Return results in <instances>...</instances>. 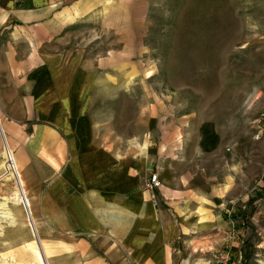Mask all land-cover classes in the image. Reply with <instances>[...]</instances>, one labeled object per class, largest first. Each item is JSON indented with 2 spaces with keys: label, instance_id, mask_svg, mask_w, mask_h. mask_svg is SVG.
<instances>
[{
  "label": "rangeland",
  "instance_id": "374dc122",
  "mask_svg": "<svg viewBox=\"0 0 264 264\" xmlns=\"http://www.w3.org/2000/svg\"><path fill=\"white\" fill-rule=\"evenodd\" d=\"M17 5L54 7L43 55L56 79L39 66L42 32H11L23 63L0 56V165L8 145L37 235L24 206L19 228L0 218V264H264V0ZM206 123L229 141L251 135V191L215 207L197 181L164 210L156 192L152 208L161 157ZM0 168L2 204L17 185Z\"/></svg>",
  "mask_w": 264,
  "mask_h": 264
},
{
  "label": "crops",
  "instance_id": "0c3cea01",
  "mask_svg": "<svg viewBox=\"0 0 264 264\" xmlns=\"http://www.w3.org/2000/svg\"><path fill=\"white\" fill-rule=\"evenodd\" d=\"M55 21L57 19L54 14V7L51 5H38L37 8H25L20 7V5L16 6V0H0V56H8L10 58L8 63L13 62L12 60L18 64L23 63L21 59L22 53L20 52L21 45L15 46L19 51L13 50L10 41L14 36L10 35V33L20 34L31 25L30 28H35V31L42 32L41 39L38 40L40 44L36 45L38 53H40V69L43 73L46 72L53 81L56 77L54 71L51 69L52 64L43 55V37L45 33L51 36L53 28L59 26ZM6 43L8 44L7 52L4 50ZM45 60H47L46 63L51 65L50 68L45 67ZM1 63L2 60H0V65ZM2 67L5 69L4 66ZM55 91L57 94L53 92V94L49 93V95L51 97L54 96L52 99H54L53 101L58 105L59 109H65L63 91L59 90V88L58 90L55 89ZM69 103L70 99L67 101V104ZM218 126L220 127V125ZM218 126L213 123L203 124L197 135L185 137L184 141L180 142L181 146L176 148L171 146L169 152L163 154L158 171H154L160 175L162 180V187H159L157 190L159 202L157 206L159 208L163 206L164 210L168 207V203L164 202V199L179 200L188 198L190 193L184 192L182 187L187 186L190 189V187H194L197 181L202 183L201 190L198 192L200 197L208 201L212 200L215 207H221L220 204H225L229 199H234L232 193H236L235 190L237 189L243 190V196L246 190L248 192L251 191L252 175L249 170L250 167L249 165L244 167L245 164L243 166L240 164L241 160L246 161L250 158L249 144L251 142V135H248L247 140L250 142L247 143L239 140L229 141ZM245 143L248 144L247 154L245 147L240 145ZM56 184L60 186L62 181L58 180ZM172 184H175L176 188L170 189V185ZM145 198L149 200V193L146 192ZM147 202L152 208L157 207L150 200ZM182 208V206L177 207L180 210ZM171 210L175 211L176 209L174 207ZM176 213L177 215L179 214L178 212Z\"/></svg>",
  "mask_w": 264,
  "mask_h": 264
},
{
  "label": "bare ground",
  "instance_id": "6f19581e",
  "mask_svg": "<svg viewBox=\"0 0 264 264\" xmlns=\"http://www.w3.org/2000/svg\"><path fill=\"white\" fill-rule=\"evenodd\" d=\"M4 138H3L4 140L3 143L6 142L5 141L6 138L5 139ZM4 159L5 161H3L0 167H3L4 170L8 172V175H10L13 178V180L16 182L17 187L14 192L10 193L9 197L7 198V201L0 204V215H1L0 218L3 220H7L12 227L16 226L19 228L20 209H23V206H24L26 214H27L26 215L27 221L32 226L33 234L37 235L36 228H35L36 223L33 217L31 216L30 209H29V207L31 206V202L29 201V198L24 189V184L21 180V175L18 172V169H17L18 164L16 163L17 161L15 160V157L12 154L8 145H6L5 147ZM19 180H21L22 189L19 187V184H18ZM17 205L20 207V209Z\"/></svg>",
  "mask_w": 264,
  "mask_h": 264
},
{
  "label": "built area",
  "instance_id": "2783aa9c",
  "mask_svg": "<svg viewBox=\"0 0 264 264\" xmlns=\"http://www.w3.org/2000/svg\"><path fill=\"white\" fill-rule=\"evenodd\" d=\"M258 121L260 123H262L263 127H264V109L262 110V112L260 113L259 119ZM0 126H1V120H0ZM5 174H8L5 170H4ZM16 184V182H15ZM19 187L22 189V184H21V180L18 181ZM17 185V184H16ZM160 187L159 184V179H158V175L157 173H153L150 175L149 179L146 181L145 183V191L147 193H149V199L151 200V202L156 206L157 204V200H156V192L157 189ZM222 258H224V256H222Z\"/></svg>",
  "mask_w": 264,
  "mask_h": 264
}]
</instances>
